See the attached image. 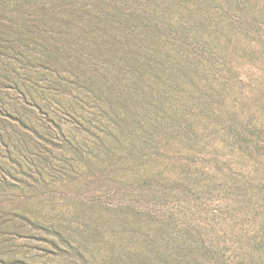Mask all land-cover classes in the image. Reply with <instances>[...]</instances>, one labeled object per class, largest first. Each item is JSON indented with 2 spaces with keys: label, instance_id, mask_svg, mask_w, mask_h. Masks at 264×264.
<instances>
[{
  "label": "rangeland",
  "instance_id": "obj_1",
  "mask_svg": "<svg viewBox=\"0 0 264 264\" xmlns=\"http://www.w3.org/2000/svg\"><path fill=\"white\" fill-rule=\"evenodd\" d=\"M118 2L0 0V264H264V0Z\"/></svg>",
  "mask_w": 264,
  "mask_h": 264
},
{
  "label": "trees",
  "instance_id": "obj_2",
  "mask_svg": "<svg viewBox=\"0 0 264 264\" xmlns=\"http://www.w3.org/2000/svg\"><path fill=\"white\" fill-rule=\"evenodd\" d=\"M93 1L101 2L100 11H103L102 13L93 12L94 9L87 11L84 5L78 4V0H70V18L57 19L59 22L55 23L61 30V35L58 34L57 39L66 41L65 43L70 45V56L73 60L85 59V51L91 49L97 52V57L112 55L111 58H114L117 53H123V47L120 46L122 36L115 34L114 30L118 31L122 22L126 24L130 19L122 8L123 1H115L113 6H109L105 0ZM114 14L122 18L119 19L120 22L105 17L106 15L114 16ZM110 50L114 51L108 53Z\"/></svg>",
  "mask_w": 264,
  "mask_h": 264
}]
</instances>
